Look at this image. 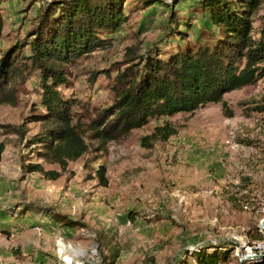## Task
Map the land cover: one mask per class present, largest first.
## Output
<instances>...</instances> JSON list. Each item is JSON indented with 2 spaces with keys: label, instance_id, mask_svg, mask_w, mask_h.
I'll use <instances>...</instances> for the list:
<instances>
[{
  "label": "rangeland",
  "instance_id": "obj_1",
  "mask_svg": "<svg viewBox=\"0 0 264 264\" xmlns=\"http://www.w3.org/2000/svg\"><path fill=\"white\" fill-rule=\"evenodd\" d=\"M147 1L126 0L122 28L68 67L61 87L66 98L103 107L111 98L102 71L114 77L125 63L135 65L151 52L166 57L178 44L217 40L219 30L200 0ZM42 2L0 0L2 52L28 40L22 52L32 53L27 45ZM252 23L258 39L264 1ZM40 82L34 69L19 105H0V264H199L194 253L200 249L218 252L215 264L264 256V77L225 94L226 107L210 103L194 113L151 119L104 148L87 137L89 152L66 170L43 164L61 173L57 180L23 168L42 163L32 153L35 146H27L40 124L26 122L40 106ZM167 121L176 135L145 141ZM24 124V137L11 132ZM64 217L75 227L67 228Z\"/></svg>",
  "mask_w": 264,
  "mask_h": 264
},
{
  "label": "trees",
  "instance_id": "obj_2",
  "mask_svg": "<svg viewBox=\"0 0 264 264\" xmlns=\"http://www.w3.org/2000/svg\"><path fill=\"white\" fill-rule=\"evenodd\" d=\"M42 1L27 45L32 53L25 56L22 52L28 40L9 51L0 49V105L17 107L26 80L34 69L40 71V106L26 122L40 124L27 146H35L32 153H37L42 163L23 165L28 173L57 180L61 173L48 171L43 164L66 170L69 163L89 152L87 137L104 148L146 126L151 119L194 113L207 104L221 103L225 94L254 85L264 77V24L259 38L252 36V15L264 0H200L202 12L219 30L215 42L178 44L166 57L151 52L135 65L132 61L125 63L124 70L118 69L114 77L102 71L108 78L106 90L111 98L103 107L85 99L66 98L61 87L68 83V67L104 47V36L122 28L127 21L126 0ZM156 2L162 1L148 0L145 4ZM3 30L0 13V39ZM176 33L185 38L182 31ZM223 105L226 107L225 102ZM25 124L10 130L24 137L28 132ZM176 134L167 121L145 141H168ZM4 151L1 142L0 162ZM105 172L104 167L98 170L101 180ZM62 222L67 228L76 225L66 217ZM194 256L199 264H215L220 257L218 252L205 249ZM256 264H264V257Z\"/></svg>",
  "mask_w": 264,
  "mask_h": 264
},
{
  "label": "water",
  "instance_id": "obj_3",
  "mask_svg": "<svg viewBox=\"0 0 264 264\" xmlns=\"http://www.w3.org/2000/svg\"><path fill=\"white\" fill-rule=\"evenodd\" d=\"M263 227H264V221H263ZM253 257L262 258L263 256H261V255H259V256L247 255V256H245V257H243V258L241 259V264H243V262H245V261H247V260H249V259H251V258H253Z\"/></svg>",
  "mask_w": 264,
  "mask_h": 264
},
{
  "label": "built area",
  "instance_id": "obj_4",
  "mask_svg": "<svg viewBox=\"0 0 264 264\" xmlns=\"http://www.w3.org/2000/svg\"><path fill=\"white\" fill-rule=\"evenodd\" d=\"M254 256H259L257 254H253ZM262 256V255H261ZM264 257V256H263ZM254 259H258V257H253Z\"/></svg>",
  "mask_w": 264,
  "mask_h": 264
},
{
  "label": "bare ground",
  "instance_id": "obj_5",
  "mask_svg": "<svg viewBox=\"0 0 264 264\" xmlns=\"http://www.w3.org/2000/svg\"><path fill=\"white\" fill-rule=\"evenodd\" d=\"M67 261H68V262H70V260H69V259H67Z\"/></svg>",
  "mask_w": 264,
  "mask_h": 264
}]
</instances>
